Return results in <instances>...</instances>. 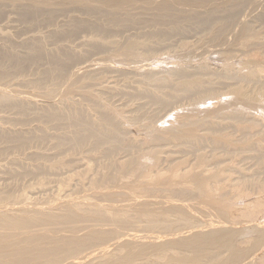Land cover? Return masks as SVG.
Instances as JSON below:
<instances>
[{
  "label": "bare ground",
  "instance_id": "6f19581e",
  "mask_svg": "<svg viewBox=\"0 0 264 264\" xmlns=\"http://www.w3.org/2000/svg\"><path fill=\"white\" fill-rule=\"evenodd\" d=\"M99 1H101V0H99ZM103 1L105 3H107L108 5H110L109 3H112L114 5V4L119 3L121 0H103ZM123 1H126V0H123ZM200 1H202V0H200ZM204 1H206V0H204ZM245 1L246 0H238L237 2L221 1L222 3H218L217 5H215L213 7L212 12H210L211 10L210 11L208 10V12L204 11V10L203 11L202 10H200V11L196 10V11L190 12V10L186 11L185 9L184 10L181 9V11L179 10V12L178 11H172V9L169 8L171 6L168 7L169 3L167 4V2L164 1L162 3L161 7L159 9H157L158 11H156V13L153 15V18L151 20L153 21L152 23H154V22L156 23L159 21L163 22L164 20H169V19H171L169 21H174V22H178V21L181 22L183 20H186L188 22L189 21L194 22V23L197 22L195 25H197L198 23H200L199 25L202 24V26L206 25V29H209L207 27L209 26V24H211V22H213V19L215 18V16H217V18H215L214 22L212 23V24H214V23L219 24V25L214 24V27L218 26V28L216 27L217 29L215 28L216 30L212 29V30H214L212 32L213 36L216 39V38H219L218 37L219 35H222L223 32H225L226 26L228 24L227 22L231 21L232 19L234 21H236L234 19V17L235 18H236V16L238 17V14L240 12H242V11H240L241 8L244 5H247V3ZM249 1H252V0H249ZM263 4H264V2H263ZM92 7L89 8L90 10L87 9L88 7L86 9L91 11ZM99 7H98V10L102 9V8L104 9V7H102V8H99ZM174 7L177 8L176 5ZM245 7L247 8L249 6H245ZM245 7L243 9V13H244ZM139 8H140V6H138V9ZM172 8H173V6H172ZM67 9H69V8H67ZM80 9H82V8H80ZM153 9H156V8H153ZM153 9L151 8V10H153ZM42 10H43V8H42ZM93 10H94V8H93ZM93 10H92V12L94 13ZM105 10L103 11V14H105L104 13ZM143 10H145V9L143 8ZM147 10H149V9H147ZM20 11L18 13H20ZM48 11H49V9H48ZM86 11H85V14H86ZM95 11H97V9ZM39 12H40V10H39ZM60 12H62V11H60ZM99 12H101V10H99ZM106 12H108V11H106ZM27 13H29L28 9H27ZM51 13H52V11H51ZM58 13H59V10H58ZM58 13H56V14H58ZM81 13H82V11H81ZM261 13H263V12H261ZM26 14L24 13V17ZM29 14H31V13H29ZM41 14L43 15V12ZM41 14H39V15H41ZM47 14H49V13H47ZM103 14L101 15L102 18H103ZM116 14H118V12H116ZM214 14H215V16H214ZM98 15H100V14H98ZM107 16H108V14H106V17ZM22 17H23V15H22ZM24 17H23V19H24ZM28 17H30V16H28ZM52 17H54V16H52ZM56 17L57 16H55V18ZM75 17H73V19ZM77 17L79 18L77 21L75 19V21L73 20L74 22H72V23L70 22L71 23L70 26L72 27V29L88 26L87 23L82 24V22H78L80 20V17L79 16H77ZM123 17H124V15H123ZM129 17H128V19L123 18V19H126V21L125 20L123 21V19L119 17V19L121 20V21L119 20V22L120 23L124 22L123 26H125V24L126 25L128 24L129 19H131V15ZM39 18H40V16H39ZM19 19H20V17H19ZM52 19H53L52 22H54V18H52ZM97 19H98V16H97ZM114 19L115 20H112L110 18L109 21L112 20V22L114 24L115 23L114 21L117 20V17ZM146 19H148V16L146 17ZM262 19H263V17L261 18V20ZM25 20H26V18H25ZM32 20L36 21V19H34V17ZM215 20H217V22H215ZM239 20H240V17H239ZM253 20H255L254 17H253ZM83 21L85 23L86 20H84V18H83ZM104 21H106V20H104ZM135 21H137V20H135ZM135 21H134V24H135ZM143 21H145V20L143 19ZM22 22L24 23V21H22ZM28 22H29V20H28ZM45 22H46V20H45ZM37 23H38V21H37ZM88 23H90V20L88 21ZM132 23H133V21H131V24ZM155 23H154V26H157L158 23H156V24ZM164 23H167V22L164 21ZM229 23H231V22H229ZM237 23L234 22V24H236V25H237ZM90 24H93V23H90ZM100 24H102V23H100ZM134 24H133V26H134ZM180 24L182 25V23H180ZM151 25L152 24H150V26ZM166 25H168V24H166ZM186 25H184V26H186ZM62 26L66 27V26H64V24ZM160 26H163V25L160 24ZM67 27H68V25H67ZM71 27H69V28H71ZM90 27L93 28L94 26H90ZM127 27H130V26L128 25ZM233 27H235V26H233ZM60 28H61V26H60ZM198 28H199V26H198ZM108 30H111V29H108ZM120 30H124V29H120ZM227 31H228V29H227ZM256 31H258V30H256ZM256 31L252 30L250 28V26L243 25V27L241 28V34L239 33L240 36L238 38L240 44L242 46L246 47V45H249L252 43L251 46H253V48H254V45L255 44L257 45V42L262 41V40H260L262 37H260V34ZM160 32H161V30H160ZM231 32H232V30H231ZM54 33L52 35H54ZM152 35H154L153 32H152ZM157 35H158V33H157ZM58 36H57V38H58ZM222 36H224V35H222ZM63 37H64V35H63ZM214 38H212V39H214ZM129 39H131V38H129ZM8 40H9V42H11L10 41L11 39H8ZM40 41H41V39H40ZM188 42L186 43L187 46H186V44H183V45L186 47H189ZM253 43H255V44L253 45ZM112 44H113V42H112ZM114 44H116V43H114ZM32 45H33V43H32ZM32 45H29L30 47H32V48H29L30 53L24 57L23 56L20 57V55L16 56L17 54L15 53V51H14V53L16 55L13 53V51H11V53H8L9 50L7 48L8 51H6L7 54H5V57H7V58H3V59H8V61L10 60V62H9L10 66H11V63H13V65L15 64V68L17 67V68H21V69H23L22 67L25 65L24 62L25 63L28 62V65L30 63L32 65L36 64L40 60H42L43 57L46 56L45 55L46 52L44 51V48H46V47L42 48L41 44H39V43L36 44L35 46H32ZM89 45L90 44H88V46ZM214 45H216V44H214ZM66 46L68 47L69 45H64V47H66ZM97 46H99V45H97ZM184 46H181V47H184ZM259 46L260 47L256 46L257 47L256 50L254 49L255 51L249 55V58H245L243 61L242 60L239 62H237L236 60L232 61V59H231L232 57L230 56V58H229V54H228L227 57L229 59L227 58V61L226 62L224 61L225 62L224 64L222 63L223 68H224L223 70L225 71L224 74L227 73L226 75H229V74H232L234 72V73L238 74L237 76L241 75V76H243L242 78H244L250 82L251 81L254 82L255 80L262 79L261 77H263V81H264V47L261 46L260 44H259ZM6 47H8V46H6ZM28 47H26V48H28ZM137 47H140L138 42L137 43L136 42H130L129 44H127L123 48H121L119 46V49L121 48L120 51L122 50V53L125 52L124 54L127 53V55H129L131 53L133 54V52L135 53V50L139 51L136 49ZM249 47H250V45H249ZM63 48H61V50L59 49L60 52L58 51V52L54 53L52 55V57L49 58V60L51 59L49 62H51V61L53 62V64L51 63L50 67L51 66L53 67V65H55V64H56L55 67H57L58 65L59 66L61 65L60 66L61 68H59V69H62L63 71L61 70V73H60V72H58V71H60V70H58V68H54V69H56V70H54L51 67V70L49 69V72H47L46 76H48V73L51 74V72L53 73V76L56 74V72L60 76H62L61 75L62 73L68 74L66 70L69 69L71 64L75 63V61H73V60H75L76 57L79 58L78 57L79 55L76 56L74 53L72 55V54H70V52L69 53L66 51L63 52L62 51ZM92 48H93V46H92ZM108 48H109V46H108ZM110 48H112V47H110ZM233 48L234 47H232V49ZM14 49H17V48L15 47ZM73 49H75V48H73ZM119 49H118V52H119ZM185 49H187V48H185ZM203 50H204V48H203ZM82 51H84V49ZM98 51H99V49H98ZM107 51L109 52V50H107ZM186 51H188V49ZM3 52H5V51H3ZM87 52L90 53L88 50H87ZM115 52H116V50H115ZM204 52H205V50H204ZM47 53H49V52H47ZM119 53H121V52H119ZM181 53H185V52L182 51ZM179 54H178V56H179ZM200 54H202V53H200ZM22 55H24V53ZM90 55L91 54H89L87 56H90ZM50 56L48 55L46 57H50ZM82 56H83V54H82ZM82 56H80V58H82ZM180 56H182V54ZM112 57H114V56H112ZM186 57H184V58L181 57V58L185 59ZM224 57H226V56H224ZM0 58H1V55H0ZM85 58H84V60H85ZM123 59L119 58L118 60H122L123 61L122 64H125L126 62L124 63ZM223 59H225V58H223ZM108 60H106V61H108ZM214 60L216 61V57ZM116 62H118V61H116ZM197 62H199V61H197ZM221 62H223V61H221ZM76 63H77V61H76ZM171 63H172V61H171ZM209 63H210V61H209ZM175 64H177V65H175L174 70H173V68H172V70L170 69L172 72H170V70H168V71H166L168 73H165L164 75H161V76L154 75L153 74L154 70L151 72L150 71L147 72V73L152 74V75L150 74V76H152L151 77L152 80L156 81V82L153 81V84L155 82L157 87L155 86V84L152 85L153 88L155 86V88H154L155 90L152 88L153 91L148 93V94H150V96H148L146 94L144 89H142L140 91L143 94H141L138 91V94H136V96H139V97L135 96L136 98L134 97L135 99H133L134 101H137L135 103L137 104L138 100L140 101L141 100L140 97L143 95V97H146L145 98L146 100H148L147 97H151L149 99L152 100V102H150L151 100L150 101L148 100L149 102L148 101L145 102L146 105L148 103H150V104L156 103L157 104L158 101H161L162 102V103L160 102L161 105H164L166 103V101L171 103V101L167 100V99H170L168 97H171V94H173V97L175 98V99L173 98V100H175L174 102H176V100H177L176 95L178 93L181 94V92H182V93H184L183 96H185V93L191 91L190 92V96H191L192 89L193 90L195 88L202 89L205 82L208 81L209 78L212 77V75L210 77L209 71L207 70L208 68H210V66L208 67L207 63L202 65V67H198V69H200L202 71L206 69L208 72L207 74L209 75V78H202V76L200 77L199 75L202 74V71L199 73V70H195L197 68L194 69L191 66H189L193 70H195L196 73L198 72L199 73V74L197 73L198 75L195 74V72L192 74L191 73L192 69L188 68L187 65H185V64H184L185 66H182L181 63H175ZM28 65H25L27 67V70H28V67L30 66V65L29 66ZM125 65H127V64H125ZM163 65H165V64H163ZM199 65H201V64H199ZM212 65L215 66V63L213 62ZM251 65H252V67H250ZM44 66L45 65H43V67ZM113 66H115V65H113ZM135 66L138 67V65H135ZM171 66H172V64H170V67ZM213 66H212V69H213ZM3 67H5V66L3 65ZM193 67H194V65H193ZM9 69L10 68H8V70ZM107 69H108V67H107ZM189 69H191V71ZM36 70H39V69H36ZM52 70L55 71V73ZM95 70H96V68H95ZM109 70H110V68H109ZM120 70H121V68H120ZM76 72L77 71L75 70V73ZM93 72H94V70H93ZM93 72H92V74H94ZM142 72H143V70H142ZM155 72L160 73V71H154V73ZM161 72L163 73L162 70H161ZM212 72H213V70H212ZM1 73H4V72L2 71ZM147 73L144 75V77L146 76L145 79L151 80V78L148 79V77H150V76ZM203 73H205V72H203ZM15 74H16V72H15ZM37 74H39V73H37ZM100 74H101V70H100ZM121 74L125 75V72H124V74L123 73H121ZM207 74H204V75L206 76ZM6 75L7 74H5L4 77H6ZM9 75H10V73H9ZM12 75H14V74L12 73ZM26 75H27V73H26ZM40 75L44 76L45 74L43 75V73H42ZM68 75H70V74H68ZM84 75H85V73H84ZM88 75L90 76L89 73H87L85 76H88ZM126 75L128 76V73ZM157 75H159V74L157 73ZM208 75L206 77H208ZM217 75H219V74L216 73L215 76H217ZM37 76H36V78H33L31 80H28V81L25 80L26 82H28V84L26 83L27 85H29L28 88L30 87L31 89L35 90V93H37V90L41 91L42 94L40 92H38L41 94L40 96H43V97L47 98L48 100L54 98L56 87H58L57 85H59V84L61 85V83H59V84L57 83L56 86H55V84H56L55 81H52V82H55L54 85L51 84L52 82H49V84H47L45 81L46 78L43 81L42 77H37ZM50 76L52 77V75H50ZM60 76H58V77H60ZM94 76L97 77L98 75L96 76V74H94L92 77H90V79L91 78L94 79L95 78ZM221 76H220V79L222 80L223 76H222V78H221ZM11 77L14 78L13 76H11ZM48 77H47V79H48ZM51 77H49V78L51 79ZM124 77H126V76H124ZM229 77L226 76V79L227 78L231 79L232 75ZM142 78H143V76H142ZM141 79H140V82L143 80V79L142 80ZM205 79H207V80H205ZM213 79H214V77H212V80ZM12 80H11V82H12ZM123 80H124V78H123ZM137 80H139V79H137ZM217 80H218V78H217ZM47 81H50V80H47ZM82 81L84 82L85 79ZM82 81H81V84H83ZM103 81H102V83H103ZM120 81H122V80H120ZM235 81H237V80H235ZM0 82H1V80H0ZM16 82H17V80H16ZM61 82L63 83V79ZM64 82H65V80H64ZM143 82H145L144 84L147 85V88H149L151 86V85L148 86L147 81H143ZM208 82L210 83L211 79ZM79 83H80V81H79ZM79 83H78V81H75L73 83V86L71 85V87L66 92L63 93L62 98L66 102V101H69L71 99V96L74 93L81 92L82 95H84L83 96L84 98L85 97H86V99L90 98V99H93L95 101L94 103H96V104H93V105H94V108L96 110L95 113H97L96 117L94 116L92 118L90 116L91 118L90 117L87 118L86 115H85L86 117L83 116L84 114L82 111H85V112L87 111V109H86L87 105L84 106L85 104L84 105L82 104L83 105L82 108H81V106H79L80 108L79 107L73 108L74 106L72 107V104H71L70 109L71 110L75 109L76 111L75 112H73L74 110L73 111H67V113L70 112V115H68L69 113L67 114L65 112L66 109H65V111H64V109H60V110H54V112H53L51 108H50L51 110L47 109L51 113L48 112L49 115L47 113H46V115L51 117L52 120H56V119H57V121L60 120L61 124H62V121H64V123L68 122V123H66V125L71 124L72 128L75 125L76 129L73 132H76V134L80 133V135H82L83 134L82 130L88 131L87 132L88 136H85L83 138H80L81 136L76 135V137L78 139L80 138L79 142H76L77 143L76 145L78 146V143H79L80 146L81 145L87 146L90 149V151L93 152V154H94V152L98 153V155H93V156L90 155V157L88 158L89 161H90V158L91 157L93 158L94 156H95L94 158H97V159L99 158V161H100V158L102 157L100 162H102L104 160L103 158H105V161L107 162V165H106L107 167L105 168V167H103L104 165H102V167H101L102 169L101 170L99 169V170L102 171L103 169L104 170L108 169V171L105 170V171H107V172H105L103 170V173L100 172V174H98L99 172H97V171H99V170H97V168H96V171H94V172H97V173H95L96 175H93V177H90V179L88 178L89 181L87 184H88V189L91 190V193L88 192L85 195L76 196V197L74 195L70 196V194L68 193L69 196H67L65 200L58 201V202H51L49 197H48V199H49V201H48L47 198H45V196H44L45 199L44 198L43 199L42 198H39V199L38 198H31L30 199L29 197L26 198V195H25V198L24 197L19 198L18 195H16L18 192L17 193L15 192L16 194L14 195V193H13L14 191L12 192V190H9L11 188L3 189L0 187V264H264V148H263L264 128L260 127V125H261L260 120L262 121V119H260L258 116L259 114L262 116L264 115V92L257 91L258 93H255L256 92L255 90L250 91V89L249 90L247 89L248 86L245 85L246 83L244 84L242 82H240V83L238 82V84L232 85L229 88H227L225 86L226 89L224 90V88H223V91L220 90L221 93L218 94L216 92V90H212L213 88L208 87V86L212 85L213 83L211 82L212 84L207 86V84H209V83L206 82L207 84L205 86H207V87L205 88V91L207 92V90H208V93L211 96V97L208 96V97H210V99L207 100V97H206L207 94L205 96L206 92L202 89L203 92L202 91L201 92L203 94L201 96L203 97V95H204L206 97L205 98L206 100L203 98L204 99L203 101H199L201 98V97H199V99L197 98L198 100H191V101L187 102V104H185V106H184V104H182L183 108H182V106L179 107L181 109L172 113V115H170L169 118L167 117L168 122H167L166 126L161 127L160 125H157V122H155L152 119H154L156 117L155 118V120H156L158 115L160 113H163V110L160 113L156 112L157 116L156 115L154 116V114H156V113H154L153 114L154 118L151 117V115L149 116V114H148V116L151 117L150 119L149 118L144 119L143 113L141 114V115H143L142 117H140L139 113L138 114L135 113L136 114L135 115L132 112V110H131V114L132 113L133 114L132 115L130 114V116H129L126 113L127 111L123 112V110L116 107L113 104V102L111 103L110 100H109L110 101L109 102L108 100L103 98V96L100 94V91L97 92L93 89L91 90V88L86 89L85 87L89 84L86 83V84H83L80 86ZM102 83H101V85H102ZM227 83H228V81H227ZM234 83H236V82H234ZM139 84L142 85L143 83L141 82ZM149 84H151V82H149ZM2 85L0 84V108H2L1 109L2 111H3V107H4V109L5 108L11 109V110L17 109V111H18L19 108L24 109V107H27L25 105L29 106L33 103L34 97L30 98L27 95L24 96L26 94V92L23 96L20 94L11 95L10 93H8V90H6L7 88H5ZM7 85H8V83H7ZM19 85H21V84H19ZM84 85H86V86L83 88ZM166 85L167 86L172 85L170 87L174 88L175 91H177V92L179 91V92L178 93L176 92L177 94L175 95L173 93L175 91H171V92L168 91L169 93H166V91L163 92L162 90H160V89H162V87L166 88ZM225 85H226V82H225ZM253 85H254V83H253ZM261 85L263 86V84H261ZM54 86H55V88H54ZM262 86H261V88H262ZM159 87H161V88H159ZM165 88H164V90H165ZM149 89H151V88H149ZM216 89H218V88L216 87ZM258 90H259V88H258ZM102 91H104V90H102ZM132 92H133V90H132ZM136 92H137V90H136ZM81 93H80V95H81ZM126 93H128V94H125V93L124 94L128 97L129 92H126ZM135 93H134V95H135ZM164 93H166V94L164 95ZM216 93H217V95H216ZM124 94L120 93V97H121V95L123 96ZM144 94H146L147 96L146 95L144 96ZM37 95L35 94V96H37ZM131 96H132V93H130V96L128 97V100H130L129 102L133 101L132 100L133 97L130 98ZM192 96H191V98H192ZM59 97H60V95H59ZM143 97H141L142 100H144ZM154 97L156 99V102L155 101L153 102ZM185 97H188V96H185ZM74 98L80 99V97H75V96H74ZM137 98H138V100H137ZM109 99H110V97H109ZM194 99H196V98H194ZM40 100H41V98H40ZM63 100H62V102H63ZM124 100H126V99H124ZM173 100H172V102H173ZM86 102L89 103L88 100ZM58 103H60V102H58ZM74 104H75V102H74ZM89 104H92V103H89ZM125 104H126V102H125ZM59 105L60 104H58V106ZM146 105L144 104V107H143V104H142V106L140 108H142V107L145 108ZM35 106H37V105H35ZM77 106H78V104H77ZM42 107H43V105H42ZM50 107H52V106H50ZM172 107L174 108V106H172ZM32 108L34 109V107H32ZM32 108H30V109H32ZM43 108L46 109V107H43ZM43 108H41V110ZM57 108H59V107H57ZM63 108H64V106H63ZM133 108H135V107H133ZM143 108H142V110H143ZM150 108L152 109V107H150ZM154 109H155V107H154ZM5 110L3 112H5ZM39 110H40V108H39ZM67 110H69V109H67ZM27 111H25V112L27 113ZM29 111L32 112V110H29ZM138 111H140V110H138ZM19 112H22V111H19ZM33 112L34 113H32V114L35 115V112H37V111L33 110ZM39 112H41L42 114L44 113V111L43 112L39 111ZM90 112H91V110H90ZM14 113H15V111H14ZM41 113H39V115L42 116ZM71 113H73V114H71ZM124 113H126V115ZM149 113H153V111L149 112ZM145 116H147V115H145ZM14 117H15V115H14ZM38 117L40 118V120L45 119V118L40 117V116H38ZM3 118L4 117L2 116L1 120H3ZM41 118H43V119H41ZM160 118H159V120H161ZM21 121H22V119H21ZM27 121H28V119H27ZM157 121H158V119H157ZM17 123L19 124L20 122L17 121ZM0 125H1V122H0ZM21 125H23V124H21ZM0 127H3V125ZM49 127H50V125H49ZM78 127H79V129H81L80 132L76 131L78 129ZM227 127H229V128L233 127L235 130L232 128L231 129L232 131H229L228 130L229 128H227ZM56 128H54V129L56 130ZM64 128H65V124H64ZM224 128H225V130L227 129V131H229V132H225ZM4 130L5 129H3V131ZM67 130H64V131H67ZM233 130L238 132L239 136H235L237 134H235L236 132H234ZM3 131L0 132V140L6 139L7 143H9L10 141L7 139H11V140H14V142L16 141L19 144L18 146H21L22 144L26 145L25 140H23L24 137H22V135H21L22 133H21L20 129H19V132L12 131L13 133L12 132L3 133ZM61 132H63V131L61 130ZM231 132L232 133L234 132V133L232 134ZM54 134H55V132H54ZM59 134H60V131H59ZM65 134L66 133H64V135ZM84 134H83V136H84ZM31 136H32V133H31L30 137ZM70 136H71V134H70ZM35 137H36V135H35ZM39 137H41V136H38V138ZM61 137L62 138H60V136H59V141H58L59 146L65 145L64 142L66 141V139L63 136H61ZM76 137H74V139H75L73 141L74 144L76 141ZM28 138L29 137H27V139ZM78 139H77V141H78ZM44 140L47 141V139H43V142H41V141H37V142H41L40 144L44 145L43 144L45 142ZM32 142H34V141H32ZM48 142L49 141H47V144H48ZM70 142H72V140ZM2 143H3V141H2ZM4 143H5V141H4ZM88 143H90V144H88ZM40 144H38V145L40 146ZM70 144H72V143H70ZM70 144H69V146H71ZM206 144L208 146H210V147H208V148H210V150H207L208 148L205 149ZM0 145H1V142H0ZM36 145L37 144H35V146ZM76 145H74V146H76ZM18 146H17V148H18ZM27 146H28V144H27ZM59 146H57V148ZM165 146L166 147L172 146V148H175V146L180 147V149H179L180 152L182 150H187L185 152H188V154L192 152L193 155H191V157L194 156V158L193 159L190 158V156L188 154H186V156H184L185 155L184 151H182L183 156H184L183 158H181L180 160H177V161H175V160L171 161V163H168L166 161V164L168 163L169 165L167 164L168 167H163L164 161L162 162V160H163L162 156L164 154L163 148ZM42 147H44V146H42ZM177 147H176V149H177ZM183 147H184V149H182ZM11 148L13 149V145H11ZM11 148L9 150L12 152ZM55 149H56V147H55ZM119 149L121 151H124L123 149H125V151L129 152V155L118 158L116 156V154L117 153L120 154ZM19 150H15V151L17 152ZM86 151H88V149H86ZM169 151H171V150H169ZM174 151H172V152H174ZM6 152L7 151H5V154L7 155ZM11 152H9V153H11ZM75 152L76 151H74V153L73 152H70V153L77 154ZM180 152H179V154H180ZM14 153L15 152H13V154ZM18 153H20V152H18ZM65 153L67 155L66 151H65ZM33 154H31V156ZM41 154L44 155L43 153H41ZM63 154L64 153H62V155ZM89 154L87 156H89ZM175 154H176V152H175ZM35 155H36V153H35ZM58 155H60V154H58ZM70 155H72V154H69V157H70ZM164 155L167 156L166 154H164ZM5 156H3V158ZM37 156H38V154H37ZM170 156H172L171 153L169 154V158H170ZM181 156H182V154H181ZM11 157H13V156H11ZM45 157H46L45 160H47L48 156H45ZM56 157H57V154H56ZM64 157L65 156L63 155L62 157L57 158L56 161L51 159L54 161V163L50 160L52 164H51V166H49L50 165V163H49L48 166L55 171L58 168H62V169L67 168L68 170L70 169L69 170V172H70L75 167H73L72 164H69V162H65L66 160L64 161V159H65ZM80 157L82 158V156H80ZM0 158H1V156H0ZM249 159L253 160L254 164L256 163L254 165V164H252V161L249 162L252 165V166H250V168L257 165L256 168L253 170H250L248 168L249 166L245 167L247 165L244 166V164H241L242 161H246ZM36 160H39V158ZM36 160H35V162H36ZM7 161L9 162V160H7ZM18 161H20V160H18ZM73 161H75V160L73 159ZM94 161H97V160L94 159ZM37 162L35 163L36 165H37ZM39 162H41V161H39ZM79 162H81V161H79ZM82 162H83V160H82ZM86 163H87V165L84 164L85 167L87 166L86 170H88L86 172V174L88 175L91 171H92V174H94V172H93L94 165L92 167V164H90L91 161H90V163H88V161ZM8 164L9 163H7V166H8ZM11 164H12V162H11ZM40 164H42V162L39 163V165ZM43 164H46V162L45 163L43 162ZM46 165H45V167H46ZM12 166H14V165H12ZM79 166H81V165H79ZM82 166H83V164H82ZM2 167H3V165H2ZM22 167H25V166H22ZM35 167L36 166H34L33 169ZM39 167L40 166H38V168L36 167L34 170L32 169L33 172L38 169L35 174H37V173L39 174L38 171H40L41 169L44 170V168H45L44 165H43V167L41 166L42 167L41 169ZM77 168H80V167H77ZM11 169H15V166H14V168L12 167ZM47 169H48V167H46V170ZM0 170H1V168H0ZM15 170H17V169H15ZM78 170H80V169H78ZM26 171H27V169H26ZM58 171H59V169H58ZM72 171H74V169ZM83 171H84L83 173H85V169ZM10 172H9V174H10ZM30 172H32V171H30ZM74 172H75L74 174L76 175V169ZM78 172H77V175H78ZM16 173H18V171H16ZM20 173H19V175H20ZM22 173H24V172H22ZM70 173H72V174L71 175L69 174V176H70L69 179L65 178L66 179V180H64L65 182L63 181V183L61 184V186H63L62 188L66 187V186L68 187L69 186L68 184H70V182H71L69 180L76 178L77 175L74 177L73 172H70ZM79 173H81V172H79ZM49 174H51V173H49ZM53 174L54 173L51 174V177ZM4 175H6V173ZM25 175H26V173H25ZM45 175H47V173ZM45 175L43 177H45ZM55 175H56V172H55ZM47 176L49 177V175H47ZM84 176H86V175H84ZM14 177L11 176V180ZM21 177H22V174H21ZM37 177H38V175H37ZM0 178H1V176H0ZM11 180H10V182H11ZM16 180H15V182H16ZM28 180H30V179H28ZM32 180H34V178ZM43 180H44V178H43ZM43 180H40V182L37 181V183L38 182L43 183V182H41ZM49 182H50V180H49ZM66 182H67V185H65ZM79 183H80V181H79ZM29 184H31V183H29ZM29 184H28V186H29ZM32 184H35V183H32ZM8 186H7V188H8ZM42 187H45V185L43 184ZM81 187L83 188V185L82 186L80 185V189H81ZM160 188H161V192L163 191V188H164V191L166 189V191L168 193H166V194L160 193ZM32 190L33 189H31V191ZM35 190H37V189H35ZM75 190H76V187H75ZM74 192H76V191H74ZM81 192H82V190H81ZM80 193H78V194H80ZM36 194H38V193H36ZM68 194H66V195H68ZM78 194L76 193V195H78ZM33 195H34V193H33ZM62 196H65V194ZM59 197H60V195H59ZM54 200L55 199L53 198V201ZM56 200H57V197H56ZM52 203H54V204H52ZM58 204H60V205L58 207H56ZM208 212H210L211 215L205 216L204 214H206Z\"/></svg>",
  "mask_w": 264,
  "mask_h": 264
},
{
  "label": "rangeland",
  "instance_id": "374dc122",
  "mask_svg": "<svg viewBox=\"0 0 264 264\" xmlns=\"http://www.w3.org/2000/svg\"><path fill=\"white\" fill-rule=\"evenodd\" d=\"M167 2V4H168V7L169 6H171V7H169L170 9H172V11H178L179 12V10L181 11V9L182 10H186V11H189L190 10V12H193V11H196V10H204V11H207L208 12V10L210 11V12H212V9H213V7L215 6V5H217L218 3H222L221 1H224V2H227V1H234V2H237L238 0H206V1H204V0H202V1H196V0H126V1H123V0H121L119 3H117V4H112V3H109L110 5H108L107 3H105L103 0H101V1H99V0H0V55H1V60H0V80H1V82H0V84L2 85L3 83L5 84H3L2 86H4L5 88H7L6 90H8V93H10L11 95H18V94H20V95H24L25 94V92H26V94L24 95V96H28V97H34L33 99H34V101H33V103L31 104V105H25V106H27V107H24V109L22 110L21 108H19L18 109V111H17V109H4V107H3V111L5 110V112H3L1 109L2 108H0V122H1V125L0 126H2L3 125V127H0V132L1 131H3V129H5L4 131H3V133H5V132H12V131H15V132H19V129H20V131H21V135H22V137H24V139L23 140H25V144L26 145H24V144H22L21 146H18L19 144L15 141L14 142V140H11V139H7V140H9L10 142L9 143H7V141H6V139H1L0 140V142H1V145H0V156H1V158H0V168H1V170H0V176H1V178H0V187L1 188H3V189H9V188H11V189H9V190H12V192L14 193V195L16 194V195H18V197L19 198H25V195H26V198H44V196H45V198H47V200L49 201V199L51 200V202H58V201H63V200H65L66 199V197L67 196H69V194H70V196H72V195H74L75 197L76 196H82V195H85V194H87L88 192L89 193H91V190H89L88 189V181H89V179H90V177H93V175H96L95 173H97V172H99L98 174H100V172H102L103 173V170L102 171H100L102 168V165H104L103 167H107L106 165H107V162L105 161V158H103L102 160V162H100L101 161V158H100V161H99V158L97 159V158H90V161H91V163H90V161H89V157H90V155H98V153H95L94 152V154H93V152L92 151H90V149L87 147V146H83V145H81L80 146V144L78 143V146L76 145L77 143L76 142H79V139L80 138H83V137H85V136H88V134H87V132L88 131H84V130H82V133L84 134V136H83V134L82 135H80V133H78V134H76V132H73V131H75V129H76V126L74 125V129L72 128V125L70 124H67L66 125V123H68V122H65L64 123V121H62V124L60 123V120H58L57 121V119L56 120H52V118L51 117H49L48 115H49V113L48 112H50V111H48L47 109H52V111L54 112V110H60V109H64V111H65V109H66V113H67V111H73V112H75L76 110L75 109H70L71 108V104H72V107L73 108H78L79 106H81V108L83 107V105L84 106H86L87 105V111L85 112V111H82L83 112V116L84 117H86L87 116V118L88 117H96V115H97V113H95L96 112V110H95V108H94V105L93 104H96V103H94L95 101L93 100V99H90V98H87L86 99V97L84 98L83 96L84 95H82V93L81 92H78V93H74L72 96H71V99L69 100V101H66L65 102V100H63V93L64 92H66L70 87H71V85L73 86V83L75 82V81H78V83H79V81H80V83H79V85L81 86V85H83V84H89V85H84L83 86V88L85 87L86 89H90L91 88V90L93 89V90H95V91H97V92H99L100 91V94L103 96V98H105L106 100H110L111 101V103L113 102V104L116 106V107H118V108H120L121 110H123V112H125V111H127L126 113H127V115H129L130 116V114H131V110H132V112L135 114H140V117H142L143 115H144V119H150L151 117H153L154 118V116L156 115L157 116V113L159 112H162V110H163V113H160L159 115H158V117H157V119H158V121H157V119L155 120V118L154 119H152V120H154L155 122H157V125H160L161 127H164V126H166V124H167V122H168V119H167V117L169 118L170 117V115H172V113H174L175 111H177V110H179V109H181V108H179V107H181L182 106V104H184V106H185V104H187V102H189V101H191V100H198L199 99V97H201L200 98V100L199 101H203L206 97H207V100L208 99H210V95H209V93H208V88L206 89L207 90V92L205 91V88L208 86V85H210V84H212V85H210V86H208L209 88L211 87V88H213L212 90H216V92L218 93V94H220L221 92H220V90H222L223 91V88H224V90L226 89L225 88V86L227 87V88H229L230 86H232V85H235V84H238V82L240 83V82H242V83H246L245 85L246 86H248L247 87V89L249 90L250 89V91H252V90H255L256 92L255 93H258L257 91H261V92H264V81H263V77H261L262 79H259V80H255L254 82L253 81H248V80H246V79H244V78H242L243 76H237L238 74L237 73H232V74H229V75H226L227 73H225L224 74V68H223V64L227 61V56H228V54H229V58H230V56L232 57L231 59H232V61H234V60H236L237 62H239V61H243L245 58H249V55L250 54H252L255 50H256V48L257 47H260L259 46V44L261 45V46H263L264 47V4H263V2H264V0H252V1H249V0H246L245 2L247 3V5H244L242 8H241V10L240 11H242V12H238L239 14H238V17L236 16V18L234 17V19L236 20V21H234L233 19L231 20V21H229V22H231V23H229V22H227L228 24H227V26H226V30H225V32H223V34L222 35H224V36H222V35H219L218 37L219 38H214V36H213V31L214 30H216L217 28H218V26H216V27H214V24H217V25H219L218 23H214V24H212L213 22H214V19L215 18H217V16H215V14H214V16H215V18L213 19V22H211V24H209V26L207 27V28H209V29H206V25H204V26H202V24L201 25H199L200 23H198L197 25H195L197 22H191V21H186V20H183V21H178V22H174V21H169V20H171V19H169V20H164L165 22H167V23H164V21L162 22V21H159V22H156V23H158L157 24V26H154V23H152L153 21L151 20L152 18H153V15L156 13V11H158L157 9H159L160 7H161V5H162V3L163 2ZM194 1V2H193ZM249 1V2H248ZM74 2V3H73ZM126 2V3H125ZM27 3V4H26ZM245 3V4H246ZM19 4V5H18ZM100 4V5H99ZM106 4V5H105ZM21 5V6H20ZM24 5V6H23ZM30 5V6H29ZM113 5V6H112ZM160 5V6H159ZM177 6V8L176 7H174V6ZM184 5V6H183ZM93 6V7H92ZM100 6V7H99ZM138 6H140V8L138 9ZM158 6V7H157ZM172 6H173V8H172ZM188 6V7H187ZM245 6H249V7H245ZM32 7V8H31ZM88 7V8H87ZM92 7V10H93V8H94V13L92 12V10L91 11H89L90 9L89 8H91ZM98 7L99 8H102V7H104V9L102 8V9H99V10H101V12H99V10H98ZM183 7V8H182ZM194 7V8H193ZM244 7H245V10H244V13H243V9H244ZM42 8H43V10H42ZM45 8V9H44ZM67 8H69V9H67ZM80 8H82V9H80ZM89 9V10H87V9ZM136 8V9H135ZM143 8L145 9V10H143ZM151 8L153 9V8H156V9H153V10H151ZM179 8V9H178ZM197 8V9H196ZM25 9V10H24ZM27 9H28V12L29 13H31V14H29V13H27ZM48 9H49V11H48ZM61 9V10H60ZM97 9V11H95ZM106 9V10H105ZM135 9V10H134ZM147 9H149V10H147ZM177 9V10H176ZM3 10V11H2ZM21 10V11H20ZM32 10V11H31ZM35 10V11H34ZM37 10V11H36ZM39 10H40V12H39ZM58 10H59V13H58ZM87 10V11H86ZM105 10V14H103V11ZM20 11V13H18ZM31 11V12H30ZM51 11H52V13H51ZM55 13H54V12ZM60 11H62V12H60ZM81 11H82V13H81ZM85 11H86V14H85ZM106 11H108V12H106ZM130 11V12H129ZM43 12V15L41 14ZM45 12V13H44ZM84 12V13H83ZM96 12V13H95ZM99 12V13H98ZM116 12H118V14H116ZM140 12V13H139ZM145 14H144V13ZM209 12V13H210ZM261 12H263V13H261ZM24 13L26 14L25 15V17H24ZM38 13V14H37ZM47 13H49V14H47ZM56 13H58V14H56ZM88 13V14H87ZM92 13V14H91ZM113 13V14H112ZM124 13V14H123ZM135 13V14H134ZM243 13V14H242ZM35 14V15H34ZM39 14H41V15H39ZM91 14V15H90ZM94 14V15H93ZM98 14H100V15H98ZM103 14V18H102V15ZM106 14H108V16L106 17ZM150 14V15H149ZM242 16H241V15ZM262 14V15H261ZM22 15H23V17H24V19H23V17H22ZM33 15V16H32ZM113 15V16H112ZM122 15V16H121ZM123 15H124V17H123ZM131 15V19H129V22H128V24L126 25L125 24V26H123L124 24V22L122 23H120L119 22V17L120 18H126V19H128V17ZM135 15V16H134ZM217 15V14H216ZM240 15V16H239ZM27 16V17H26ZM28 16H30V17H28ZM38 16V17H37ZM39 16H40V18H39ZM52 16H54V17H52ZM55 16H57L56 18H55ZM76 16V17H75ZM77 16H79L80 17V20L78 21V22H82V24H86L87 23V25L88 26H84V27H79V28H74V29H72V27L70 26L71 25V23L72 22H74L75 21V19H76V21L79 19ZM97 16H98V19H97ZM101 16V17H100ZM105 16V17H104ZM148 16V19H146V17ZM19 17H20V19H19ZM33 17H34V19H36V21L35 20H32L33 19ZM73 17H75L74 19H73ZM109 17V18H108ZM117 17V20L116 21H114L115 23L113 24V22H112V20H115L114 18H116ZM239 17H240V20H239ZM253 17H254V19L255 20H253ZM263 17V19L261 20V18ZM25 18H26V20H25ZM31 18V19H30ZM46 18V19H45ZM51 18V19H50ZM52 18H54V22H52L53 21V19ZM83 18H84V20H86L85 21V23H84V21H83ZM110 18L112 19L111 21H109L110 20ZM130 18V17H129ZM247 18V19H246ZM257 18V19H256ZM42 19V20H41ZM46 20V22H45V20ZM50 19V20H49ZM100 19V20H99ZM126 19H123V21L125 20L126 21ZM142 19V20H141ZM143 19L145 20V21H143ZM150 19V20H149ZM259 19V20H258ZM28 20H29V22H28ZM44 20V21H43ZM72 20V21H71ZM74 20V21H73ZM90 20V23H95L94 25L93 24H90V23H88V21ZM104 20H106V21H104ZM135 20H137V21H135ZM243 20V21H242ZM22 21H24V23L22 22ZM37 21H38V23H37ZM48 21V22H47ZM121 21V20H120ZM131 21H133V23L131 24ZM134 21H135V24H134ZM143 21V22H142ZM150 21V22H149ZM212 21V20H211ZM260 21V22H259ZM45 22V23H44ZM66 22V23H65ZM69 22V23H68ZM71 22V23H70ZM111 22V23H110ZM137 22V23H136ZM142 22V23H141ZM147 22V23H146ZM169 22V23H168ZM182 23V25L180 24V23ZM191 22V23H190ZM215 22H217V20H215ZM234 22L235 23H237V25L236 24H234ZM256 22V23H255ZM262 22V23H261ZM47 23V24H46ZM51 23V24H50ZM100 23H102V24H100ZM117 23V24H116ZM152 24L151 26H150V24ZM155 23V24H156ZM164 23V24H163ZM176 23V24H175ZM189 23V24H188ZM193 23V24H192ZM241 23V24H240ZM251 23V24H250ZM255 23V24H254ZM37 24V25H36ZM64 24V26H66V27H63L62 25ZM101 26H100V25ZM113 24V25H112ZM133 24H134V26H133ZM160 24L161 25H163V26H160ZM166 24H168V25H166ZM187 24V25H186ZM192 24V25H191ZM36 25V26H35ZM67 25H68V27H67ZM94 26L93 28H91L90 26ZM116 25V26H115ZM130 26V27H127V26ZM149 25V26H148ZM184 25H186V26H184ZM212 25V26H211ZM243 25H246V26H250V28L252 29V30H258V31H256V32H258L259 34H260V37H262L260 40H262V41H260V42H257V45L255 44V43H253V45H254V48H253V46H251L252 45V43L251 44H249L250 45V47H249V45H246V47H244V46H242L241 44H240V42H239V40H238V38H239V36H240V34H241V28L243 27ZM60 26H61V28H60ZM100 26V27H99ZM121 26V27H120ZM180 26V27H179ZM191 26V27H190ZM198 26H199V28H198ZM229 26V27H228ZM233 26H235V27H233ZM252 26V27H251ZM255 26V27H254ZM260 26V27H259ZM69 27H71V28H69ZM98 27V28H97ZM124 27V28H123ZM127 27V28H126ZM156 27V28H155ZM195 27V28H194ZM213 27V28H212ZM60 28V29H59ZM102 28V29H101ZM105 28V29H104ZM111 29V30H108V29ZM126 28V29H125ZM216 28V29H215ZM233 28V29H232ZM255 28V29H254ZM69 29V30H68ZM72 29V30H71ZM120 29H124V30H120ZM173 29V30H172ZM192 29V30H191ZM202 29V30H201ZM206 29V30H205ZM212 29H214V30H212ZM227 29H228V31H227ZM106 30V31H105ZM160 30H161V32H160ZM205 30V31H204ZM231 30H232V32H231ZM263 30V31H262ZM164 31V32H163ZM167 31V32H166ZM182 31V32H181ZM184 31V32H183ZM234 31V32H233ZM55 32V33H54ZM152 32H153V34L154 35H152ZM186 32V33H185ZM229 32V33H228ZM231 32V33H230ZM54 33V35H52ZM147 33V34H146ZM157 33H158V35H157ZM164 33V34H163ZM166 33V34H165ZM170 33V34H169ZM178 33V34H177ZM180 33V34H179ZM185 35H184V34ZM240 33V34H239ZM57 34V35H56ZM95 34V35H94ZM99 36H98V35ZM170 36H169V35ZM59 35V36H58ZM61 35V36H60ZM63 35H64V37H63ZM66 35V36H65ZM69 35V36H68ZM167 35V36H166ZM175 35V36H174ZM230 35V36H229ZM262 35V36H261ZM57 36H58V38H57ZM155 36V37H154ZM172 36V37H171ZM54 37V38H53ZM167 37V38H166ZM37 38V39H36ZM129 38H131V39H129ZM212 38H214V39H212ZM8 39H11L10 41L12 42H9V40ZM40 39H41V41H40ZM97 39V40H96ZM211 39V40H210ZM219 39V40H218ZM7 40V41H6ZM31 40V41H30ZM87 40V41H86ZM213 40V41H212ZM25 41V42H24ZM29 41V42H28ZM189 41V42H188ZM22 42V43H21ZM99 42V43H98ZM112 42H113V44H112ZM118 42V43H117ZM130 42H138V44L140 45V47H137L136 49L137 50H139V51H136L135 50V53L133 52V54L131 53V54H129V55H127V53L126 54H124V53H122V50L120 51V49L121 48H123V47H125L127 44H129ZM150 42V43H149ZM188 42V46L189 47H186L187 46V43ZM11 43V44H10ZM22 45H20V44ZM27 43V44H26ZM32 43H33V45H32ZM41 44V46H42V48H44V47H46V48H44V51L46 52V56H50V57H46L45 55V57H43L42 58V60H40L38 63H36V64H29L28 65V62L27 63H25L24 62V64L25 65H28L29 67H28V70H27V67L24 65H22L23 67V69H21V68H15V64L13 65V63H11V66H10V64H9V62H10V60L8 61V59H3V58H7V57H5V54H7L6 53V51H8V53H11V51H13V53H14V51H15V53L17 54H15L16 56H19L20 55V57L21 56H27L29 53H30V50H29V48H32V47H30L29 45H32V46H35L36 44ZM44 43V44H43ZM85 43V44H84ZM102 45H101V44ZM114 43H116V44H114ZM182 43V44H181ZM25 44V45H24ZM29 44V45H28ZM88 44H90L89 46H88ZM99 45V46H97V45ZM183 44H186V46H184ZM214 44H216V45H214ZM221 44V45H220ZM14 45V46H13ZM62 45V46H61ZM64 45H69L68 47L66 46V47H64ZM147 45V46H146ZM150 45V46H149ZM218 45V46H217ZM220 45V46H219ZM6 46H8V47H6ZM29 46V47H28ZM92 46H93V48H92ZM104 48H103V47ZM108 46H109V48H108ZM119 46L121 47L120 49H119ZM158 46V47H157ZM181 46H184V47H181ZM191 46V47H190ZM237 46V47H236ZM257 46V47H256ZM17 48V49H14V48ZM25 47V48H24ZM26 47H28V48H26ZM64 47V48H63ZM101 47V48H100ZM110 47H112V48H110ZM118 47V48H117ZM181 47V48H180ZM232 47H234L233 49H232ZM7 48H8V50H7ZM11 48V49H10ZM58 48V49H57ZM61 48H63L62 49V51L63 52H70V54H72L73 55V53L76 55V56H78L79 58H80V56H82V54H83V56H82V58H77L76 57V59L75 60H73V61H75V63L74 64H71V68L69 67V69L68 70H66L67 71V73L68 74H70V75H68V74H61L62 76H60V75H58L57 74V72H56V74L53 76V73L51 72V74H49L48 73V76L49 77H51L50 75H52V77H51V79L48 77V76H46V74H47V72H49V69L51 70V67H50V65H51V63L53 64V62L51 61V62H49L50 60H49V58H51L52 57V55L54 54V53H56V52H60V50H61ZM73 48H75V49H73ZM99 49V51H98V49ZM103 48V49H102ZM185 48H187L188 49V51H186L187 49H185ZM203 48H204V50H205V52H204V50H203ZM218 48V49H217ZM237 48V49H236ZM2 49V50H1ZM13 49V50H12ZM60 49V50H59ZM68 51H67V50ZM84 49V51H82ZM102 51H101V50ZM105 49V50H104ZM118 49H119V52H121V53H119L118 52ZM144 51H142V50ZM155 49V50H154ZM255 49V50H254ZM47 50V51H46ZM73 50V51H72ZM87 50L90 52V53H88L87 52ZM107 50H109V52L107 51ZM115 50H116V52H115ZM185 50V51H184ZM199 50V51H198ZM3 51H5V52H3ZM86 51V52H85ZM92 51V52H91ZM101 51V52H100ZM148 51V52H147ZM185 52V53H181V52ZM198 51V52H197ZM2 52V53H1ZM27 52V53H26ZM47 52H49V53H47ZM72 52V53H71ZM81 52V53H80ZM24 53V55H22ZM79 53V54H78ZM116 53V54H115ZM180 53V54H179ZM194 53V54H193ZM200 53H202V54H200ZM3 54V55H2ZM48 54V55H47ZM85 54V55H84ZM89 55V54H91L90 56H87V55ZM178 54H179V56H178ZM182 54V56H180ZM227 54V55H226ZM111 55V56H110ZM116 55V56H115ZM174 55V56H173ZM187 57H186V56ZM87 56V57H86ZM112 56H114V57H112ZM224 56H226V57H224ZM86 57V58H85ZM109 57V58H108ZM112 57V58H111ZM181 57H186L185 59H183V58H181ZM215 57H216V61L214 60L215 59ZM218 57V58H217ZM235 59H234V58ZM84 58H85V60H84ZM119 58H124L123 60H124V63L125 64H127V65H125V64H122L123 63V61L122 60H118ZM196 58V59H195ZM223 58H225V59H223ZM228 58V59H229ZM243 58V59H242ZM78 59V60H77ZM109 59V60H108ZM112 61H111V60ZM117 59V60H116ZM182 59V60H181ZM188 61H187V60ZM195 59V60H194ZM230 59V60H231ZM104 60V61H103ZM106 60H108V61H106ZM118 61V62H116V61ZM170 60V61H169ZM190 60V61H189ZM214 60V61H213ZM42 61V62H41ZM76 61H77V63H76ZM82 61V62H81ZM96 61V62H95ZM103 61V62H102ZM164 61V62H163ZM167 61V62H166ZM171 61H172V63H171ZM187 61V62H186ZM197 61H199V62H197ZM209 61H210V63H209ZM220 61V62H219ZM221 61H223V62H221ZM225 61V62H224ZM2 62V63H1ZM48 62V63H47ZM80 62V63H79ZM95 62V63H94ZM109 62V63H108ZM189 62V63H188ZM215 63V66H213L212 65V63ZM45 63V64H44ZM101 63V64H100ZM121 63V64H120ZM129 63V64H128ZM132 63V64H131ZM135 63V64H134ZM137 63V64H136ZM149 63V64H148ZM154 63V64H153ZM160 63V64H159ZM170 63V64H172V66L170 67V64L168 65V64ZM175 63H181V65L182 66H185V65H187V67L188 68H197V69H195V70H199V73L202 71V70H200V69H198V67H202V65H204V64H206L207 63V65H208V67L210 66V68H208L207 70L209 71V74H210V77H211V75H212V77H214V79L212 80V77L211 78H209V75L207 74L208 72H207V70L205 71V70H203L202 71V74H200L199 76L201 77L202 76V78H209V80L208 81H210V79H211V82L209 83L208 81H206L207 83H209V84H207L206 82H205V84H204V86L207 84V86H203L202 87V89L206 92L205 93V96H206V94H207V96L205 97L204 95H203V97L201 96L203 93V91H202V89H198V88H195L194 90L192 89V94H191V96H192V98H191V96H190V92L191 91H189V92H187V93H185V96H188V97H185V96H183V94L184 93H182L181 92V94L180 93H178L177 91H175V89L174 88H172V87H170V86H172V85H166V88H165V90H164V88L162 87V89H160V90H162L163 92H165L166 91V93H169V92H171V91H175V92H173L175 95H176V102H174L175 100H173V94H171V97H168V98H170V99H167V100H169V101H171V103L170 102H168V101H166V105L164 104V105H161V101H158L157 102V104L156 103H154V104H150V103H148L147 105H146V103L145 102H147L148 100L150 101L151 99H149V98H151V97H147L148 98V100H146L145 98L146 97H143V95L141 96V97H143V99L145 100H142V98L140 97V101L138 100V98H137V100H138V103L136 104L135 102H137V101H134L133 99H135L136 97H139V96H136V94H138V91L140 92L142 89H144V91L146 92V94L148 95V96H150V94H148V93H150V92H152L153 91V89L155 88V86L157 87V85L155 84V80H152V76H150V74L151 73H147V72H151V71H160V73L159 72H155L154 73V71H153V74L154 75H156V76H161V75H164L165 73H168V72H166V71H168V70H172V68H173V70H174V67H175V65H177V64H175ZM188 63V64H187ZM219 63V64H218ZM221 63V64H220ZM223 63V64H222ZM7 64V65H6ZM41 66H40V65ZM119 64V65H118ZM163 64H165V65H163ZM185 64V65H184ZM199 64H201V65H199ZM218 66H217V65ZM3 65L5 66V67H3ZM43 65H45L44 67H43ZM90 65V66H89ZM113 65H115V66H113ZM135 65H138V67H136ZM140 65V66H139ZM193 65H194V67H193ZM197 65V66H196ZM39 66V67H38ZM56 66V64L55 65H53V69L54 68H58V70H60V71H58V72H60L61 73V70L62 69H59V68H61L59 65L57 66V67H55ZM74 66V67H73ZM131 66V67H130ZM156 66V67H155ZM189 66H191V67H189ZM212 66H213V69H212ZM25 67V68H24ZM38 67V68H37ZM41 67V68H40ZM46 67V68H45ZM48 67V68H47ZM50 67V68H49ZM67 67V68H68ZM99 67V68H98ZM107 67H108V69H107ZM170 67V68H169ZM250 67H252V65L250 66ZM8 68H10L9 70H8ZM39 69V70H36V69ZM95 68H96V70H95ZM102 68V69H101ZM104 68V69H103ZM106 68V69H105ZM109 68H110V70H109ZM114 68V69H113ZM120 68H121V70H120ZM162 68V69H161ZM191 68V69H192ZM217 68V69H216ZM47 69V70H46ZM119 69V70H118ZM139 69V70H138ZM156 69V70H155ZM160 69V70H159ZM191 69H189L190 71H191ZM202 69V68H201ZM219 69V70H218ZM21 70V71H20ZM54 70H56V69H54ZM71 72H70V71ZM75 70L78 72H76L75 73ZM93 70H94V72H93ZM100 70H101V74H100ZM142 70H143V72H142ZM161 70L163 71V73L161 72ZM170 70V72H172ZM195 70H193L192 69V74L195 72V74H197L196 73V71ZM212 70H213V72H212ZM4 72V73H1V72ZM19 73H18V72ZM23 71V72H22ZM37 71V72H36ZM46 71V72H45ZM53 71V70H52ZM63 71V70H62ZM65 71V72H66ZM111 73H110V72ZM121 71V72H120ZM127 71V72H126ZM129 71V72H128ZM165 71V72H164ZM211 71V72H210ZM219 73H218V72ZM10 73V75H9V73ZM14 74V75H12V73ZM15 72H16V74H15ZM41 72V73H40ZM54 73H55V71H53ZM92 72L94 73V74H96V76L97 77H95L94 79L93 78H91L90 79V77H92L94 74H92ZM96 72V73H95ZM103 72V73H102ZM118 72V73H117ZM124 72H125V75H122L121 73H123L124 74ZM134 72V73H133ZM139 72V73H138ZM203 72H205V73H203ZM26 73H27V75H26ZM36 73V74H35ZM37 73H39V74H37ZM43 73V75L44 76H41L40 74H42ZM84 73H85V75L87 74V73H89L90 74V76L88 75V76H85L84 75ZM99 73V74H98ZM128 73V76L126 75ZM143 73V74H142ZM148 74L150 77H148V79H150L151 78V80H147V79H145V77H144V75L145 74ZM157 73L159 74V75H157ZM198 73V74H199ZM216 73L217 74H219L220 76L222 75L223 76V78H222V76H221V78H222V80L220 79V76L219 75H217V76H215L216 75ZM222 73V74H221ZM4 74V75H3ZM5 74H7L6 75V77H4L5 76ZM197 74V75H198ZM204 74H207L208 75V77H206ZM3 75V76H2ZM9 75V76H8ZM17 75V76H16ZM33 75V76H32ZM37 77H42L43 78V81H44V79L46 78V83L47 84H49V82H52V81H55L56 82V84H55V86L57 85V83L59 84V83H61V85L59 84V85H57L58 87H56V91H55V94H54V98H52V99H47V98H45V97H43V96H40L42 93H41V91H38L37 90V93H35V90H33V89H31L30 87L28 88V86L29 85H27L28 84V82H26V81H28V80H31V79H33V78H36V76ZM40 75V76H39ZM82 75V76H81ZM84 75V76H83ZM92 75V76H91ZM107 75V76H106ZM124 78V80H123V78L121 77V76ZM147 75V76H148ZM152 75V74H151ZM153 75V76H154ZM232 75V77H231V79H226V76H231ZM11 76H13L14 78H12ZM26 76V77H25ZM56 76V77H55ZM58 76H60L62 79H63V83L61 82L62 81V79L60 78V77H58ZM100 76V77H99ZM124 76H126V77H124ZM130 76V77H129ZM140 76V77H139ZM142 76H143V78H142ZM234 76V77H233ZM47 77H48V79H47ZM55 79H54V78ZM58 77V78H57ZM70 77V78H69ZM83 77V78H82ZM108 77V78H107ZM120 77V78H119ZM225 77V78H224ZM6 78V79H5ZM17 78V79H16ZM53 78V79H52ZM57 78V79H56ZM60 78V79H59ZM68 80H67V79ZM82 78V79H81ZM129 78V79H128ZM131 78V79H130ZM143 80H142V79ZM217 78H218V80H217ZM230 78V77H229ZM13 79V80H12ZM85 79V83L82 81V80H84ZM90 79V80H89ZM96 79V80H95ZM136 79V80H135ZM137 79H139V80H137ZM140 79L142 80L141 82L143 83L142 85L141 84H139V83H141L140 82ZM4 80V81H3ZM11 80H12V82H11ZM16 80H17V82H16ZM26 80V81H25ZM47 80H50V81H47ZM61 80V81H60ZM64 80H65V82H64ZM95 80V81H94ZM98 80V81H97ZM101 80V81H100ZM105 82H104V81ZM120 80H122V81H120ZM205 80H207V79H205ZM216 80V81H215ZM221 80V81H220ZM235 80H237V81H235ZM245 80V81H244ZM11 83H10V82ZM22 81V82H21ZM81 81L83 82V84H81ZM102 81H103V83H102ZM113 81V82H112ZM116 81V82H115ZM120 81V82H119ZM132 81V82H131ZM135 81V82H134ZM143 81H147V83H148V86H152V85H154L155 84V86H154V88H153V86L151 87H149V88H151V89H149V88H147V85L146 84H144L145 82H143ZM153 81H155L154 82V84H153ZM218 81V82H217ZM227 81H228V83H227ZM232 81V82H231ZM263 81V82H262ZM3 82V83H2ZM55 82H52L51 84L52 85H54V83ZM68 82V83H67ZM112 82V83H111ZM137 82V83H136ZM149 82H151V84H149ZM224 82V83H223ZM225 82H226V85H225ZM231 82V83H230ZM234 82H236V83H234ZM258 82V83H257ZM7 83H8V85H7ZM26 85H25V84ZM77 83V82H76ZM99 83V84H98ZM101 83H102V85H101ZM253 83H254V85H253ZM256 83V84H255ZM263 84V86L261 85V84ZM19 84H21V85H19ZM92 84V85H91ZM112 86H111V85ZM134 84V85H133ZM229 84V85H228ZM7 85V86H6ZM63 85V86H62ZM214 85V86H213ZM228 85V86H227ZM262 86V88H261V86ZM23 86V87H22ZM26 86V87H25ZM55 86H54V88H55ZM61 86V87H60ZM65 86V87H64ZM105 86V87H104ZM111 86V87H110ZM125 86V87H124ZM146 86V87H145ZM218 88V89H216V87ZM223 86V87H222ZM63 87V88H62ZM104 87V88H103ZM215 87V88H214ZM220 87V88H219ZM222 87V88H221ZM58 88V89H57ZM61 90H60V89ZM127 90H126V89ZM153 88V89H152ZM159 88H161V87H159ZM173 90H172V89ZM255 88V89H254ZM258 88H259V90H258ZM58 90V91H57ZM60 90V91H59ZM102 90H104V91H102ZM122 90V91H121ZM129 90V91H128ZM132 90H133V92H132ZM136 90H137V92H136ZM155 90V89H154ZM198 90V91H197ZM106 91V92H105ZM169 91V92H168ZM202 91V92H201ZM21 92V93H20ZM38 92H40V93H38ZM102 92V93H101ZM126 92H129V95H128V97L130 96V93H132V96L130 97V98H132V102H129L130 100H128V97L125 95V94H128V93H126ZM136 92V93H135ZM162 92V93H163ZM177 92V93H176ZM80 93H81V95H80ZM114 93V94H113ZM120 93H122V94H124L123 96L121 95V97H120ZM134 93H135V95H134ZM141 93V92H140ZM166 93H164V95L166 94ZM194 93V94H193ZM217 93H216V95H217ZM254 93V92H253ZM35 94L37 95V96H35ZM113 96H112V95ZM116 94V95H115ZM118 94V95H117ZM141 94H143V93H141ZM140 94V95H141ZM146 94H144V96L146 95ZM187 94V95H186ZM189 94V95H188ZM200 94V95H199ZM30 95V96H29ZM34 95V96H33ZM59 95H60V97H59ZM146 95V96H147ZM199 95V96H198ZM74 96L75 97H80V99L79 98H74ZM136 96V97H135ZM179 96V97H178ZM183 96V97H182ZM208 96H210V97H208ZM109 97H110V99H109ZM117 97V98H116ZM123 97V98H122ZM135 97V98H134ZM190 97V98H189ZM196 98V99H194V98ZM40 98H41V100H40ZM84 98V99H83ZM129 98V99H130ZM186 98V99H185ZM198 98V99H197ZM204 98V99H203ZM61 99V100H60ZM124 99H126V100H124ZM154 99H155V97H154ZM153 99V102L155 101L156 102V99L154 100ZM173 100V102H172V100ZM175 99V98H174ZM185 99V100H184ZM188 99V100H187ZM202 99V100H201ZM57 100V101H56ZM60 100V101H59ZM62 100H63V102H62ZM73 100V101H72ZM79 100V101H78ZM89 101V103H92V104H89L88 102H86V101ZM123 100V101H122ZM206 100V99H205ZM91 101V102H90ZM93 101V102H92ZM109 101V102H110ZM144 103H143V102ZM148 101V102H149ZM184 103H183V102ZM42 102V103H41ZM58 102H60V103H58ZM72 102V103H71ZM74 102H75V104L77 103L78 104V106H77V104L75 105L74 104ZM125 102H126V104H125ZM129 102V103H128ZM150 102H152V100L150 101ZM161 102V103H160ZM181 102V103H180ZM27 103V102H26ZM44 103V104H43ZM177 103V104H176ZM28 104V103H27ZM54 104V105H53ZM58 104H60L59 106H58ZM64 104V105H63ZM83 104V105H82ZM123 104V105H122ZM132 104V105H131ZM139 104V105H138ZM141 104V105H140ZM142 104H143V107H144V104L147 106H145V108H143V110H142V108H140L141 106H142ZM174 104V105H173ZM176 104V105H175ZM181 104V105H180ZM35 105H37V106H35ZM42 105H43V107H46V109H44L43 107H42ZM92 105V106H91ZM130 105V106H129ZM136 105V106H135ZM171 105V106H170ZM50 106H52V107H50ZM55 106V107H54ZM61 106V107H60ZM63 106H64V108H63ZM76 106V107H75ZM126 106V107H125ZM128 106V107H127ZM132 106V107H131ZM159 106V107H158ZM172 106H174V108L172 107ZM178 106V107H177ZM32 107H34V109L32 108ZM38 107V108H37ZM57 107H59V108H57ZM67 107V108H66ZM69 107V108H68ZM133 107H135V108H133ZM150 107H152V109L150 108ZM154 107H155V109H154ZM26 108V109H25ZM30 108H32V109H30ZM39 108H40V110H39ZM41 108H43L42 110H41ZM80 108V107H79ZM91 108V109H90ZM93 108V109H92ZM123 108V109H122ZM128 108V109H127ZM132 108V109H131ZM139 108V109H138ZM182 108H183V106H182ZM32 110V112H30L29 110ZM50 109V110H51ZM67 109H69V110H67ZM126 109V110H125ZM146 109V110H145ZM155 111H154V110ZM28 110V111H27ZM33 110L34 111H37V112H35V115L34 114H32V113H34L33 112ZM90 110H91V112H90ZM94 110V111H93ZM135 110V111H134ZM138 110H140V111H138ZM148 110V111H147ZM150 110V111H149ZM14 111H15V113H14ZM19 111H22V112H19ZM25 111H27V113L25 112ZM39 111H44V113L42 114L41 112H39ZM148 113H147V112ZM153 111V113H149V112H152ZM165 111V112H164ZM8 112V113H7ZM25 112V113H24ZM56 112V111H55ZM145 112V113H144ZM157 112V113H156ZM171 112V113H170ZM21 115H20V114ZM30 113V114H29ZM37 113V114H36ZM39 113H41L42 114V116L41 115H39ZM46 113L48 114V115H46ZM51 113V112H50ZM69 113V114H68ZM67 114L68 115H70V112H68ZM91 113V114H90ZM126 113H124L125 115H126ZM132 113V114H133ZM143 113V115H141ZM154 113H156V114H154ZM32 114V115H31ZM71 114H73V113H71ZM95 114V115H94ZM131 114V115H132ZM135 114V115H136ZM148 114H149V116L151 115V117H149L148 116ZM153 114H154V116H153ZM14 115H15V117H14ZM24 115V116H23ZM86 115V116H85ZM145 115H147V116H145ZM2 116L5 118H3V120H1V118H2ZM20 116V117H19ZM29 116V117H28ZM38 116H40V117H43V118H47L46 120L45 119H43V118H41V119H43V120H40V118L38 117ZM139 116V115H138ZM259 116V118L260 119H262V121L260 120V122H261V125L263 126H261L260 125V127L261 128H264V115L262 116V115H258ZM28 117V118H27ZM90 117V118H91ZM147 117V118H146ZM161 117V118H160ZM13 118V119H12ZM20 120H19V119ZM159 118L161 119V120H159ZM18 119V120H17ZM21 119H22V121H21ZM25 119V120H24ZM27 119H28V121H27ZM14 120V121H13ZM24 120V121H23ZM17 121L18 122H20L19 124L17 123ZM26 121V122H25ZM153 121V122H154ZM25 122V123H24ZM47 123V124H46ZM50 123V124H49ZM18 124V125H17ZM21 124H23V125H21ZM46 124V125H45ZM64 124H65V128H64ZM49 125H50V127H49ZM55 125V126H54ZM63 127H62V126ZM48 126V127H47ZM71 126V127H70ZM56 128V130L54 129V128ZM68 127V128H67ZM3 128V129H2ZM9 128V129H8ZM47 128V129H46ZM227 128H229V127H227ZM233 128V127H232ZM232 128H229L228 130L229 131H232L231 129ZM23 131H22V130ZM67 130V131H64V130ZM73 129V130H72ZM78 129H79V127H78ZM76 130L77 132L79 131H81V129H79V130ZM234 129V128H233ZM17 130V131H16ZM42 130V131H41ZM60 131V134H59V131ZM61 130L63 131V132H61ZM235 130V129H234ZM233 130V131H234ZM29 131V132H28ZM84 131V132H83ZM224 131L225 132H229V131H227V129L225 130V128H224ZM54 132H55V134H54ZM58 132V133H57ZM68 132V133H67ZM70 132V133H69ZM234 132H236V131H234ZM233 132V133H234ZM13 133V132H12ZM31 133H32V136L30 137V135H31ZM35 133V134H34ZM64 133H66L65 135H64ZM75 133V134H74ZM232 133V132H231ZM232 133V134H233ZM41 134V135H40ZM70 134H71V136H70ZM131 134V133H130ZM235 134H237V135H235V136H239V134H238V132H236ZM35 135H36V137H35ZM67 135V136H66ZM73 135V136H72ZM75 135V136H74ZM76 135L77 136H81L79 139L76 137ZM38 136H41V137H39L38 138ZM44 136V137H43ZM55 136V137H54ZM59 136H60V138H62L61 136H63L65 139H66V141L64 142L65 143V145H60L59 146V143H58V141H59ZM27 137H29L28 139H27ZM34 137V138H33ZM74 137H76V141H75V144L73 143V141L75 140L74 139ZM32 140H31V139ZM36 138V139H35ZM47 139V141H49L48 142V144H47V141L46 140H44L45 142L43 143L44 145H41L40 143L41 142H43V139ZM27 139V140H26ZM42 139V140H41ZM72 140V142H70L71 140ZM77 139H78V141H77ZM70 140V141H69ZM2 141H3V143H2ZM4 141H5V143H4ZM12 141V142H11ZM32 141H34V142H32ZM37 141H41V142H37ZM69 141V142H68ZM67 142V143H66ZM33 143V144H32ZM37 144L36 146H35V144ZM63 143V144H64ZM70 143H72V144H70ZM17 144V145H16ZM27 144H28V146H27ZM38 144H40V146L42 147V146H44V147H40ZM69 144L71 145V146H69ZM88 144H90V143H88ZM4 145V146H3ZM11 145H13V149L11 148ZM15 145V146H14ZM55 145V146H54ZM74 145H76V146H74ZM205 145V144H204ZM17 146H18V148L20 149H18L17 148ZM31 146V147H30ZM57 146H59L58 148H57ZM24 149H23V148ZM30 147V148H29ZM40 147V148H39ZM54 147V148H53ZM55 147H56V149H55ZM83 147V148H82ZM169 147V146H168ZM168 147H164L163 148V152H164V154H166L167 156H165L164 154H163V156H162V162L164 161V164H163V167H168V163H171V161H177V160H180L181 158H183L184 156H186V154H188V152H185V151H187V150H182V149H184V147L181 149L182 151H184V156H183V153H182V151L180 152L179 151V149H180V147H177V146H175V148H172V146H170L169 148ZM176 147H177V149H176ZM208 147H210V146H208L207 144H206V148L205 149H207ZM11 148V150H12V152L9 150ZM263 148H264V143H263ZM5 149V150H4ZM40 149V150H39ZM58 149V150H57ZM64 149V150H63ZM86 149H88V151H86ZM175 151H174V150ZM9 150V151H8ZM14 150V151H13ZM15 150H19V151H15ZM62 150V151H61ZM124 151H121L120 149H119V153L120 154H116V156L118 157V158H120V157H124V156H126V155H129V152L128 151H125V149H123ZM168 150V151H167ZM169 150H171V151H169ZM207 150H210V148H208ZM5 151H7L6 153H7V155L5 154ZM58 151V152H57ZM65 151L67 152V155H66V153H65ZM74 151H76L75 153H77V154H73L74 153ZM79 151V152H78ZM85 151V152H84ZM172 151H174V152H172ZM9 152H11V153H9ZM13 152H15L14 154H13ZM18 152H20V153H18ZM38 152V153H37ZM57 152V153H56ZM60 152V153H59ZM64 153L63 155L65 156L64 158V161L65 162H69V164H72V166L73 167H75V168H73L74 169V171H75V169H76V175H77V172L79 171V172H81V173H79L78 172V175L76 176L74 173V171H70V172H73V175H74V177L76 176V178H73V179H71V180H69V181H71L70 182V184H68L69 186V188L66 186V187H64V188H62L63 186H61V184L63 183V181L64 180H66L65 178H68L69 179V174L71 175L72 173H70L69 172V170L67 169V168H58L59 169V171H58V169H56V171L55 170H53V169H51L49 166H51V161L54 163V161H56L57 160V158H59V157H62L63 155H62V153ZM70 152H73V153H70ZM124 152V153H123ZM169 152V153H168ZM175 152H176V154H175ZM179 152H180V154H179ZM9 153V154H8ZM30 153V154H29ZM34 153V154H33ZM35 153H36V155H35ZM40 153V154H39ZM41 153H43L44 155H42ZM48 155H47V154ZM90 153V154H89ZM92 153V154H91ZM126 153V154H125ZM128 153V154H127ZM171 153V155L172 156H170V158H169V154ZM173 153V154H172ZM5 156L4 158H3V156ZM31 154H33L32 156H31ZM37 154H38V156H37ZM56 154H57V157H56ZM58 154H60V155H58ZM69 154H72V155H70V157H69ZM79 154V155H78ZM89 154V156H87ZM125 154V155H124ZM179 154V155H178ZM181 154H182V156H181ZM41 155V156H40ZM119 155V156H118ZM174 155V156H173ZM189 156H190V158H194V156H192L191 157V155H193L192 154V152L191 153H189L188 154ZM11 156H13V157H11ZM17 158H16V157ZM36 158H35V157ZM44 156V157H43ZM45 156H48L47 157V160H45L46 159V157ZM80 156H82V158L80 157ZM39 158V160H36V159H38ZM85 157V158H84ZM87 157V158H86ZM97 157V156H96ZM173 159H172V158ZM8 158V159H7ZM19 158V159H18ZM34 158V159H33ZM68 158V159H67ZM70 158V159H69ZM13 161H12V160ZM16 159V160H15ZM20 160V161H18V160ZM51 159H53V160H51ZM73 159L75 160V161H73ZM94 159L95 160H97V161H94ZM169 159V160H168ZM7 160H9V162L7 161ZM35 160H36V162H37V165L35 164L36 162H35ZM51 160V161H50ZM68 160V161H67ZM82 160H83V162H82ZM88 161V163H90V164H92V167H93V165H94V170H93V172L94 171H96V168H97V170H99V171H97V172H94V174H92V171L87 175L86 174V172L88 171V170H86L87 168V166L85 167V165H87V161ZM250 160V161H249ZM249 160H246V161H242V163L241 164H244V166L245 165H247V166H245V167H248L250 170H253V169H255L256 168V166H254V167H251L250 168V166H252L251 165V163H249V162H251L252 161V164H254V161L253 160H251V159H249ZM22 161V162H21ZM39 161H41L42 162V164H40L39 165V163H41V162H39ZM48 161V162H47ZM78 163H77V162ZM79 161H81V162H79ZM105 161V162H104ZM166 161L168 162L167 164H166ZM248 161V162H247ZM2 162V163H1ZM11 162H12V164H11ZM43 162L45 163L46 162V164H43ZM73 162V163H72ZM94 162V163H93ZM5 163V164H4ZM7 163H9L8 164V166H7ZM21 163V164H20ZM50 163V165L48 166V164ZM247 163V164H246ZM11 164V165H10ZM23 164V165H22ZM25 164V165H24ZM31 166H30V165ZM34 164V165H33ZM82 164H83V166H82ZM85 164V165H84ZM97 164V165H96ZM256 164V163H255ZM254 164V165H255ZM2 165H3V167H2ZM12 165H14L15 166V169H17V170H15V169H11L12 167L14 168V166H12ZM18 165V166H17ZM43 165H44V167H45V165H46V167H48V169L46 170V167L44 168V170H42L41 168L43 167ZM78 165V166H77ZM79 165H81V166H79ZM96 165V166H95ZM99 165V166H98ZM101 165V166H100ZM17 166V167H16ZM22 166H25V167H22ZM34 166H36L37 168H38V166H40L39 168L42 170H40V171H38L39 172V174L37 173V174H35L36 173V171L38 170H35L34 172H33V170L36 168H34L33 169V167ZM42 166V167H41ZM80 167V168H77V167ZM7 169H6V168ZM31 167V168H30ZM83 167V168H82ZM21 169V170H20ZM25 171H24V170ZM26 169H27V171H26ZM31 169V170H30ZM33 169V170H32ZM61 169V170H60ZM78 169H82L81 171L80 170H78ZM85 169V173H83L84 170ZM7 170V171H6ZM11 172H10V171ZM14 170V171H13ZM68 170V171H67ZM105 170H107L108 171V169H105ZM104 170V171H105ZM16 171H18V173H16ZM29 171V172H28ZM30 171H32V172H30ZM50 171V172H49ZM56 172V175H55V172ZM107 171H105V172H107ZM6 173V175H4L5 173ZM9 172H10V174H9ZM13 172V173H12ZM21 172V173H20ZM22 172H24V173H22ZM67 172V173H66ZM3 173V174H2ZM19 173H20V175H19ZM25 173H26V175H25ZM32 173V174H31ZM47 173V175H49V177L47 176V175H45ZM49 173H54L53 175H52V177H51V174H49ZM84 175H86V176H84ZM21 174H22V177H21ZM42 174V175H41ZM5 177H4V176ZM31 175V176H30ZM36 175V176H35ZM37 175H38V177H37ZM45 175V177H43ZM11 176H15L12 180H11ZM18 176V177H17ZM21 178H20V177ZM26 176V177H25ZM34 176V177H33ZM42 178H41V177ZM9 177V178H8ZM24 177V178H23ZM30 177V178H29ZM37 177V178H36ZM34 178V180H32ZM40 178V179H39ZM43 178H44V180H43ZM78 178V179H77ZM89 178V179H88ZM17 179V180H16ZM28 179H30V180H28ZM47 179V180H46ZM67 179V180H68ZM77 179V180H76ZM80 179V180H79ZM10 180H11V182H10ZM15 180H16V182H15ZM24 180V181H23ZM40 180H43V181H41V182H43V183H39L40 182ZM49 180H50V182H49ZM32 181V182H31ZM37 181H39L38 183H37ZM79 181H80V183H79ZM83 181V182H82ZM86 181V182H85ZM8 182V183H7ZM13 182V183H12ZM48 182V183H47ZM65 182V181H64ZM25 183V184H24ZM29 183H31V184H29ZM32 183H35V184H32ZM86 183V184H85ZM7 184V185H6ZM11 184V185H10ZM28 184H29V186H28ZM38 186H37V185ZM45 185V187H42V185ZM82 186L83 185V188L81 187V189H80V185ZM6 187H5V186ZM10 187H9V186ZM31 185V186H30ZM34 185V186H33ZM47 185V186H46ZM65 185H67V182L65 183ZM87 185V186H86ZM7 186H8V188H7ZM79 186V187H78ZM47 187V188H46ZM75 187H76V190H75ZM86 187V188H85ZM17 190H16V189ZM45 190H44V189ZM31 189H33L32 191H31ZM35 189H37V190H35ZM44 191H43V190ZM71 189V190H70ZM40 190V191H39ZM76 191V192H74V191ZM81 190H82V192H81ZM88 190V191H87ZM34 191V192H33ZM78 191V192H77ZM82 193H80V192ZM85 191V192H84ZM16 192V193H15ZM71 192V193H70ZM73 192V193H72ZM33 193H34V195H33ZM36 193H38V194H36ZM69 193V194H68ZM76 193L78 194V193H80V194H78V195H76ZM160 193H163V194H166V193H168L167 191H166V189H165V191H164V188H163V191L161 192V188H160ZM65 194V196H62V195H64ZM66 194H68V195H66ZM22 195V196H21ZM41 195V196H40ZM59 195H60V197H59ZM21 196V197H20ZM43 196V197H42ZM48 197H49V199H48ZM56 197H57V200H56ZM63 197V198H62ZM44 198V199H45ZM53 198L55 199L54 201H53ZM52 204H54V203H52ZM60 204H58L56 207H58ZM205 216H210L211 215V213L210 212H208V213H206V214H204Z\"/></svg>",
  "mask_w": 264,
  "mask_h": 264
}]
</instances>
